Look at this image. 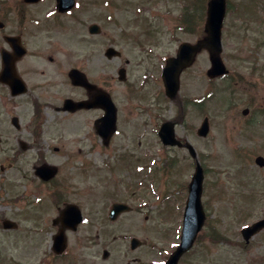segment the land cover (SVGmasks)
Returning a JSON list of instances; mask_svg holds the SVG:
<instances>
[{
  "label": "rangeland",
  "instance_id": "rangeland-1",
  "mask_svg": "<svg viewBox=\"0 0 264 264\" xmlns=\"http://www.w3.org/2000/svg\"><path fill=\"white\" fill-rule=\"evenodd\" d=\"M210 1L115 0L112 10L106 0L85 2L77 17L61 19L59 27L30 39L33 54L23 69L39 73L63 64L74 66L79 61L77 48L90 36L87 26L98 23L103 31L95 48L102 72L130 59L135 77L152 63L159 67L158 75L160 66L177 53L182 42L196 44L207 35ZM224 21L221 54L230 74L209 78L210 54L207 50L198 54L192 68L182 74L181 90L175 97L182 99L185 109L176 131L198 150L204 168L202 202L207 222L200 234L217 229L236 241L242 238L243 227L264 218V166L255 160L264 157V0H228ZM185 23L194 24L191 33L185 30ZM108 46L120 49L122 57L106 59ZM57 83L50 95L62 91L64 98L70 94L68 85ZM119 91L123 92L121 87ZM10 99L0 84V264H135L133 259L137 258L141 264H165L180 242L189 197L186 187L197 166L190 153H166V160L158 155L161 147L155 145L157 156L136 164L140 170L144 167L141 172L135 171L132 162L116 166V173L111 174L100 161L90 162L96 157L90 154L91 143H99L90 140L91 128L83 114L70 121L64 112L52 110L55 119L50 118L41 129L43 134L38 135L34 106L28 98L22 103ZM176 101L164 102L170 118L179 114L180 103ZM52 102L60 104V100ZM13 116L19 117L21 129L12 124ZM206 117L211 121V132L202 139L197 128ZM136 123L141 125L138 112ZM134 132L135 138L157 137L151 128L143 126ZM131 136L129 133L128 138ZM24 142L29 150L21 148ZM56 147L60 150L55 151ZM40 149L43 154H39ZM112 150L116 145L102 154L111 155ZM41 158L61 169L60 177L52 183L44 185L30 179ZM110 161L118 162L117 158ZM169 162L170 167H166ZM25 175L27 178L21 180ZM113 202L127 203L133 210L111 222L108 214ZM69 203L81 208L86 222L77 233H68V253L57 256L52 253V243L61 223L54 220ZM6 219L18 224L17 229L5 230ZM133 237L146 245L132 251ZM90 241L98 256L85 253L87 248L82 245L91 246ZM104 249L110 257H103ZM180 264H264V238L244 251L203 239Z\"/></svg>",
  "mask_w": 264,
  "mask_h": 264
},
{
  "label": "flooded vegetation",
  "instance_id": "flooded-vegetation-1",
  "mask_svg": "<svg viewBox=\"0 0 264 264\" xmlns=\"http://www.w3.org/2000/svg\"><path fill=\"white\" fill-rule=\"evenodd\" d=\"M85 2H87L86 4H93L94 0H76L75 7L71 9V11L63 13L60 12L57 7V0H0V42H3V46H0L1 71L4 66V59L9 52H14V50L20 48L25 52L17 62V74L22 81L20 83L22 84L20 88L25 84L26 93L21 94L20 96H15L12 93L11 86L1 83L6 95L12 100H17V103H22L25 98H28V102L34 106V121L37 125L35 132L37 134H43L41 129L44 130V125L50 121V118H53V115H51L52 110H55L58 113L63 112L67 100H72L75 103H84L85 105L82 109H76L75 111L69 109L64 113L71 118L69 119L70 121L73 120L76 115L83 114L85 116V124L91 128V131H89L88 134L90 140H95L99 143H91L92 147L90 154H94L96 157L90 162L94 161L98 164L100 161V164L107 167L109 173L112 172L111 174H115L118 169L117 167H122V164L134 162L136 166V164L140 165L143 160H152L158 154H155L153 151L155 150V145L161 147L160 149L162 151L159 152L158 155L160 156L161 154L165 156L164 158L166 160H168L166 153L171 154L172 152L175 153L186 150L190 153L191 157L190 144L192 143H190L187 138L183 139L180 137L176 131L179 123L184 120L185 117V109L183 108L184 103L182 102V99L175 98L179 94L181 88L172 99L170 98L172 102L177 100L176 102L180 103L178 108L179 114L177 116L170 118L168 114L169 111L166 110V104H164V102L169 100L164 79L162 78L167 59L164 64L160 66L161 70L158 75L156 73L159 71V67L155 66L156 63H152L151 65H146L147 67H144L145 71L142 72L139 77H135V70L132 68V62L130 59L122 62L118 68H109L110 70L106 68L104 69L105 71L102 72L103 70L100 62H98L100 59L97 56L99 53L98 49L95 48V43L97 41V36L101 35L103 30L101 27L100 33H97V30L95 29L92 31L91 26L98 24L94 23L87 26L90 36L87 37L88 41L84 40L81 42L82 47L77 48L79 51V61L74 66L68 67L65 66L66 64H63L62 66L42 69L39 73H33L35 71L32 70L34 76H32L30 69H23V65L27 58L33 54V51H31L30 48V39L39 36L40 34H45L53 27H59L66 17H77V15L84 10V6L86 5ZM105 4L108 5L110 10L116 5L115 0H106ZM110 16L111 19H115L113 15ZM61 19L63 20L61 21ZM17 46H19V48H15ZM111 47L114 48L113 46L106 47L105 58L110 61L117 57L121 58L123 55L121 50L118 49L119 51L116 52V54L114 52L110 53L109 48ZM85 50L86 52H84ZM109 54H114V57H109ZM54 59V57H50L49 61L54 62ZM193 63L190 65V68H192ZM139 65H141V63H139ZM139 65L137 66L139 67ZM190 68L184 69L182 74L186 73ZM74 70L77 71L79 78L78 81L80 82L79 85L76 84L78 82H75ZM229 74L230 73H228L227 76H229ZM58 80L61 87L68 85V90H71L67 91L70 94L65 95L64 98H61L64 96L62 91H57V94L54 95L49 94L50 89H53L58 85ZM120 87L123 90L122 93L119 91ZM58 95L61 96L58 97ZM52 100H60V104L57 105L52 102ZM113 112L116 113V131L115 133H111L112 135L109 137V132L112 130V123L110 118H106L109 113ZM137 112L140 116L141 125L136 123ZM167 122L171 123L174 127L175 136L173 140L176 142L175 145L166 144V142H163V139L160 137V130L162 129L163 124ZM138 126H143V129L151 128L152 132L157 134V137L154 136L148 138L142 136V138H140L138 135L135 138L134 136L137 132L133 133V130L135 131ZM198 128L197 134L202 138L198 133ZM127 132L132 134L131 139L128 138L129 133ZM141 135H144V133ZM114 139H118V141H115ZM112 145H116L115 151L118 156L115 155L114 150H112L111 155L109 153L102 154L103 151L110 150ZM27 146L28 148L25 150H29V145ZM192 147L194 148V152L197 153V158L199 159L200 153L195 149L193 144ZM41 151L42 149H40L39 154H43ZM112 158H117L118 162H111L110 160ZM46 164L49 163L47 159L43 158L38 165L35 166L34 175L32 176L33 178H30L33 182H36L37 180L45 185L54 182L55 179L60 177L61 169L57 168L55 178L50 181L44 180L40 175L38 168L44 165L46 166ZM14 168L18 170L23 169L21 167ZM14 168L10 167V169ZM135 171L141 172L140 167L136 166ZM25 178H27L26 175L22 176L21 180H25ZM188 189L189 186L187 187V190ZM259 220H264V218ZM82 225H84V223L81 224V226ZM78 230L74 232L77 233ZM239 235L242 238L232 242L230 237L223 234V237L225 238V242L223 243L231 247H233V245L238 246L244 251L249 248V246L255 244V240L264 238V230L254 234L249 239L243 236L242 233ZM99 236L100 235H98V237ZM89 243L92 244L93 242L90 241ZM144 245H146L145 242L142 243L141 246ZM82 246L87 248V252L85 253L98 256L94 252V243L88 247H85L84 245ZM105 250L106 249H104V252ZM67 253L68 250L62 255L64 256ZM110 255L111 253L105 257L104 253L103 257L108 258ZM133 262L135 264H141L140 258L133 259ZM72 264L78 263L72 262Z\"/></svg>",
  "mask_w": 264,
  "mask_h": 264
},
{
  "label": "water",
  "instance_id": "water-1",
  "mask_svg": "<svg viewBox=\"0 0 264 264\" xmlns=\"http://www.w3.org/2000/svg\"><path fill=\"white\" fill-rule=\"evenodd\" d=\"M74 4V0H59V8L60 10L66 11L72 8ZM227 0H211L208 5V18L206 24V33L208 36L198 45H190V44H182L180 52L178 53L177 58H171L169 60L167 68L164 71L163 78H165V82L168 88V94L172 97L179 90V75L185 67H188L194 61L196 54L202 50V48L206 47L211 54V63L213 65L212 69L209 71L208 75L212 78L216 76H223L226 72V65L222 61L221 52L223 49L222 43V29L224 24V18L226 16L227 10ZM19 46L15 47L18 48ZM112 50L110 53H112ZM15 53H9V55L4 59V70L0 75V81L11 85L13 92L15 95L21 94L26 91V88H20L22 84L19 81L18 74H16V62L20 59V57L24 54L22 50H15ZM111 56V54H109ZM76 82L78 81L77 76L75 75ZM69 104H74L76 108H82L84 103H73L71 101ZM111 119L112 130L115 129V114L110 113L106 119ZM17 125V119L14 120ZM209 132V120L206 118L203 123L200 134L206 136ZM161 136L163 141L168 144H174V131L172 124H165ZM191 152L194 156H196V152H194L193 148L190 146ZM257 162L262 166L264 165V159L258 158ZM40 174L47 179L53 177L56 171L49 167H42L38 169ZM204 175L202 173V169L200 166L197 169V175L194 177L193 182L190 187V198L187 203V209L185 212V220L183 225V234H182V242L179 247L173 253V255L169 258V262L167 264H178L180 257L190 250L193 243L196 241V237L199 234L202 226L204 224L206 216L204 215L203 206L201 205V193H202V181ZM113 211L111 212L110 218L111 220L115 219L120 213L129 210L127 206L115 204L113 205ZM81 213L75 207L71 206L70 209L64 211L62 220L67 222L69 226H73L74 229L78 224L81 223ZM7 227L12 228L13 225L11 222H6ZM264 228V221L255 223L253 227L244 230V234L248 235L251 232L254 233L260 229ZM66 238L61 232L60 236H58L55 240L56 250L61 252L66 247ZM140 243L136 240H133V249H135Z\"/></svg>",
  "mask_w": 264,
  "mask_h": 264
}]
</instances>
